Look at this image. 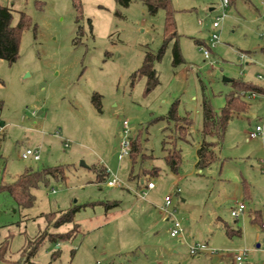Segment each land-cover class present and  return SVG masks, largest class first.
I'll use <instances>...</instances> for the list:
<instances>
[{
    "label": "rangeland",
    "instance_id": "374dc122",
    "mask_svg": "<svg viewBox=\"0 0 264 264\" xmlns=\"http://www.w3.org/2000/svg\"><path fill=\"white\" fill-rule=\"evenodd\" d=\"M172 3L184 63L172 65V42L155 64L160 84L150 90L146 78L133 82V75L146 53H157L164 43L163 10L152 16L138 1L122 8L116 0H80L77 9L73 0H0L13 10V25L21 13L31 19L19 59L0 60V126L6 127L0 184L16 181L27 169L62 172L32 190L31 208L0 193V264H28L26 257L41 238L32 261L37 264L51 263L58 250L61 257L52 264H237V254L247 255L246 264H264V229L251 219L264 204V134L250 139L258 125L264 133V96L251 100L248 112L229 124L215 148L217 161L197 167L203 100L218 112L225 106L233 85L224 78L264 88L258 80L264 77V0H229L217 30L213 24L223 15L222 0ZM218 32L206 60L201 48ZM95 95L101 110L93 104ZM177 102L179 114H189L193 124L188 141L179 144L182 165L174 174L162 143L164 118ZM125 122L128 137L139 139L148 157L142 163L139 155L133 180L131 156L119 157ZM27 149H38L41 160H24ZM154 168L160 169L157 177L150 174ZM97 169L106 175L101 182ZM114 176L122 187L107 185ZM151 182L156 188L145 189ZM167 196L183 239L171 237V224L164 220ZM236 202L248 208L238 220L231 216ZM111 204L118 206L107 211ZM76 206L82 208L72 223L54 227ZM226 225L241 229L242 236L230 238ZM74 230L67 242L50 241L49 235ZM197 245L210 251L194 256L190 247Z\"/></svg>",
    "mask_w": 264,
    "mask_h": 264
},
{
    "label": "trees",
    "instance_id": "16d2710c",
    "mask_svg": "<svg viewBox=\"0 0 264 264\" xmlns=\"http://www.w3.org/2000/svg\"><path fill=\"white\" fill-rule=\"evenodd\" d=\"M134 1L141 2L152 16L158 14L161 10L165 12L164 43L162 47L157 53L147 52L143 66L133 75V82L137 79L146 78L148 80V88L152 90L160 84L159 74L155 69V64L162 61L168 46L172 42H174L172 65L178 67L184 63L178 41L179 34L175 20L176 11L173 8V0H116L117 4L122 8H128ZM232 1L234 2L235 0ZM73 3L77 9L81 8L80 0H73ZM13 21V10L0 5V60L10 64L15 63L19 59L23 32L31 26V19L24 13H21L17 25H13ZM262 52L264 53V49H262ZM232 85L233 91L226 96V104L219 112L214 109L207 99L203 100V141L197 152V167L200 170L210 167L217 161L218 157L215 148L224 142L229 124L234 119L240 118L243 114L248 112L250 100H243L241 94L243 92H248L264 96V88L252 82L234 80L232 81ZM92 101L95 107L101 110L100 96L95 95ZM164 119L167 123L164 129L165 138L162 143V150L165 153L164 159L172 173L179 174L182 165V150L179 148V144L188 141L193 120L189 114L185 116L179 114L178 102L172 105L167 117ZM209 138L212 139V141H208ZM139 155L142 156V163L148 159L145 154H142V146L139 143V139H135L130 154L133 165L130 180H133L134 165L138 163ZM97 172V181L101 182L106 175L100 173L98 169ZM61 173L59 167L49 168L43 171L27 169L16 181L8 184L1 182L0 193H7L21 208L28 209L35 203L32 190L37 189L41 183L46 184L50 178H55L61 175ZM150 174L151 176L157 177L160 174V169L154 168L150 171ZM117 206L118 204L113 206L111 204L107 207V211ZM81 208V206H76L67 213L59 216L53 224L54 227L59 228L65 224L72 223L75 215ZM255 214L257 216H254L253 222L262 225L263 215L261 211H256ZM225 228L226 234L230 238L241 237L242 235L241 229H234L229 225H226ZM74 233L75 230L65 235H49L51 238L50 241L59 245L62 242L69 241ZM44 240V238H41L34 243V246L32 245L26 257L28 264H37L32 261ZM60 257L61 253L59 250L54 252L51 257V263L49 264L56 262Z\"/></svg>",
    "mask_w": 264,
    "mask_h": 264
},
{
    "label": "built area",
    "instance_id": "2783aa9c",
    "mask_svg": "<svg viewBox=\"0 0 264 264\" xmlns=\"http://www.w3.org/2000/svg\"><path fill=\"white\" fill-rule=\"evenodd\" d=\"M222 7H223V15L221 17H218L217 20L214 22L213 24V29L217 30L220 28V22L222 20L225 19V17L227 16L226 14V9L229 7V0H222ZM263 37H264V33H263ZM219 32L218 33H214L211 37V45H206L205 49L201 48V50L204 53V58L206 60H210L211 59V51L214 47H216L217 43L219 42ZM241 58L244 59L247 56L244 54H240ZM258 80L264 82V77L263 76H258ZM242 98L245 100H255L257 99L260 95H258L257 93H248V92H243L241 94ZM124 134L122 135V142H121V153H120V159L124 158V156H129L131 154L132 151V146H133V141L130 137H128L129 135V130H128V123L125 122L124 123ZM4 127H0V136L3 135L4 133ZM263 127L258 125L256 127V130L254 132H252L250 134V139L251 140H255L258 139L260 137H263ZM67 146V144H66ZM22 158L24 160H28L30 158L34 159L35 161H40L41 160V155L39 150L37 149H27L23 154H22ZM108 175L109 178H111L110 176H112L113 174L111 173V171L108 169ZM107 185L109 187H122V182L119 181L117 179L116 176H114L112 179L108 180ZM147 190H154L156 188L155 183L151 182L148 183L146 187H144ZM143 195H146L147 192L143 191L142 192ZM172 207V197L171 196H167L165 198V208H164V214H165V220L168 221L171 224L170 227V235L173 238H180L183 239L184 238V228L183 225L180 221H178L175 217L174 214L171 213V211L169 210ZM263 209H262V215H263V219H264V204L262 205ZM247 205L244 202H236L235 205L231 208V216L235 219L238 220L240 218V216L242 214H244L247 211ZM262 228L264 229V221L262 223ZM260 248V247H259ZM210 251V248L206 245H197V246H191L190 247V253L194 256H200L203 252H207ZM235 261L237 264H246L247 261V255L246 254H237L235 256Z\"/></svg>",
    "mask_w": 264,
    "mask_h": 264
},
{
    "label": "crops",
    "instance_id": "0c3cea01",
    "mask_svg": "<svg viewBox=\"0 0 264 264\" xmlns=\"http://www.w3.org/2000/svg\"><path fill=\"white\" fill-rule=\"evenodd\" d=\"M198 45H201V43L202 42H199V41H197L196 42ZM1 127V126H0ZM2 127H4V133H3V135L1 136V138H0V140H2V139H4L5 138V135H6V127L5 126H2ZM38 150V149H37ZM35 161V160H34ZM140 185H141V183H140ZM142 186V185H141ZM140 186V187H141ZM257 210H260V209H257ZM251 219H252V222H253V219H254V216L253 215H251ZM164 220H165V218H164ZM166 221V220H165ZM166 222H168V221H166ZM255 223V222H254ZM168 224H169V222H168ZM239 229V228H238ZM242 231V230H241ZM242 236V235H241Z\"/></svg>",
    "mask_w": 264,
    "mask_h": 264
},
{
    "label": "water",
    "instance_id": "95a60500",
    "mask_svg": "<svg viewBox=\"0 0 264 264\" xmlns=\"http://www.w3.org/2000/svg\"><path fill=\"white\" fill-rule=\"evenodd\" d=\"M233 80H231V79H227V78H224V82H226V83H230V82H232ZM82 166H85V164L84 163H82ZM259 247V246H258Z\"/></svg>",
    "mask_w": 264,
    "mask_h": 264
}]
</instances>
